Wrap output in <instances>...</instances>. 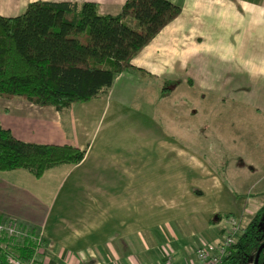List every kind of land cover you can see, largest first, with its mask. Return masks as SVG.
Masks as SVG:
<instances>
[{
  "label": "crops",
  "instance_id": "1",
  "mask_svg": "<svg viewBox=\"0 0 264 264\" xmlns=\"http://www.w3.org/2000/svg\"><path fill=\"white\" fill-rule=\"evenodd\" d=\"M37 1L95 3L100 14L116 16L127 0H0V16H20L29 4ZM168 1L181 7V15L132 60L133 66L146 70L150 76L122 73L107 96L75 104L65 111L0 98V122L19 140L86 150L81 164L53 168L41 179L26 170L0 172V215L18 220L28 231L43 238L39 264H165L168 255L179 264H186L193 259V249L198 246L190 245L192 236L201 244L204 237L214 239L212 242L218 238L215 233L206 231L204 236V232L197 230L189 239H168L165 243V233L156 226L161 219L154 227H147L145 222L130 224L127 216L108 214L112 211L109 209L99 217H92L91 210L87 215L82 211V218L75 215L79 206L129 204L123 197L118 202L120 196L116 195L120 194L114 191L133 188L135 168L128 165L121 144L128 139L137 141L138 124L150 127L153 144L164 149V157L174 163L180 154L192 159L190 180L197 188L210 191L200 200L223 195L222 172L216 164L178 151L170 140H162L161 125H171V121L175 125L177 120L178 104L169 102L172 94L192 95L197 90L196 95L204 99V108L198 105L195 109L206 115L215 106L226 104L232 113L244 111V116L248 114L252 120L253 111L255 115L264 114V0ZM245 119L246 116L243 124ZM226 120L224 116L217 126L236 124ZM129 127L135 128L137 134L130 132ZM252 136L257 139L256 145L264 142V135H259L262 139L242 135L248 147L244 157L264 158V145L250 148ZM158 154L161 155L159 150ZM252 161L248 162L256 164ZM260 183L256 180L252 187ZM213 215L217 214H210L206 221L218 227L210 222Z\"/></svg>",
  "mask_w": 264,
  "mask_h": 264
},
{
  "label": "trees",
  "instance_id": "2",
  "mask_svg": "<svg viewBox=\"0 0 264 264\" xmlns=\"http://www.w3.org/2000/svg\"><path fill=\"white\" fill-rule=\"evenodd\" d=\"M181 13L168 0H127L116 16L100 14L95 3L37 1L20 16H0V98L65 111L107 96L122 73L150 76L132 60ZM85 157L86 150L71 145L21 141L0 122V172L26 170L41 179ZM4 245L25 261L37 254L32 238L12 245L0 234V264H8ZM225 263L264 264V206L242 229Z\"/></svg>",
  "mask_w": 264,
  "mask_h": 264
},
{
  "label": "rangeland",
  "instance_id": "3",
  "mask_svg": "<svg viewBox=\"0 0 264 264\" xmlns=\"http://www.w3.org/2000/svg\"><path fill=\"white\" fill-rule=\"evenodd\" d=\"M196 91L192 95L177 92L169 98L171 104H178L177 120L175 125L172 121L171 125L168 123L161 125V138L162 140H170L169 143L172 145L174 143L178 151L194 154L199 160L208 164H216V168L222 172L220 175L224 182V188L221 190L223 192L222 197L214 194L207 197V200H200L199 198L203 197L204 193L208 196L210 191L197 188L190 180V160L192 159L183 158L188 156L180 154L174 163L173 159L164 157V149H158L157 143L153 144V132H149L150 127L147 126L146 122L145 127L140 124L137 125V128L140 129L137 141L128 139L121 144L122 150L128 156V165L135 168V175H133L135 179L133 178L134 180L131 182L133 188L114 191V193L120 194L116 195L120 196L118 202L123 197V199H128L129 204L114 203L112 207L102 205L95 207L79 206L76 207V216L79 215L82 218L91 210L92 217L94 215L99 217L104 215L105 209H109L112 211L108 214L118 215L116 217L127 216L130 224L133 222L143 224L145 222L147 227H154L161 219L163 221L159 223V226H156L165 233L167 239L165 243H168V239L177 242L181 239H189V235L197 230L204 232V236H206V231L215 233L218 237L215 240L216 243L221 241L224 234L232 231V229L238 230L240 237L242 229L253 220L264 206V158L244 157L248 147L241 136L250 134L257 135L258 139H262L264 114L257 113L255 115L253 111L252 117L255 119L252 120L251 116L247 114L245 115L246 122L243 124L244 111L232 113L229 110V104H226L215 106V109H211L209 115H206L203 111L195 109L198 105L204 108V99H201L200 94L196 95ZM241 110L244 108L241 107ZM234 114L235 116H233ZM224 116L226 121L236 122V124L222 128L217 126L216 123ZM261 118L263 119L261 120ZM257 119H260V122ZM248 120H250L249 123ZM241 122L242 124H238ZM151 128L153 129L152 125ZM154 128L158 130L159 127L155 125ZM129 130L134 135L137 134L135 128L129 127ZM252 138L251 142H248L252 150L259 144L264 145V142H257L256 145L257 139L254 136ZM262 140H264V136ZM158 150L161 155L158 154ZM252 160L256 164L251 163V165L248 162H253ZM256 180L261 181V183L252 187V183ZM121 193L123 194L121 195ZM200 201L203 202L202 205H198ZM175 203L176 205H173ZM201 207L200 211L191 212L192 209ZM153 212L155 213L154 216ZM212 213L217 215H213L210 222L216 221L217 216H221V221L214 224L218 227H212L206 221ZM228 215L232 217L227 219L226 216ZM113 218L115 219V217ZM196 227L197 229H195ZM213 240L204 237V242H212ZM189 243L192 248L195 247L194 244L196 243L198 246L201 245V241L194 236L191 237ZM37 259L38 262L41 261V255H38ZM168 259L166 257L165 262ZM173 260L175 261L174 258Z\"/></svg>",
  "mask_w": 264,
  "mask_h": 264
},
{
  "label": "built area",
  "instance_id": "4",
  "mask_svg": "<svg viewBox=\"0 0 264 264\" xmlns=\"http://www.w3.org/2000/svg\"><path fill=\"white\" fill-rule=\"evenodd\" d=\"M0 234L6 236L12 245L17 241L32 238L38 246L36 256L30 261H25L19 257L12 246L4 245L3 249L7 251L6 260L8 264H39L37 256L42 254L44 248V240L39 234L28 231L19 221L10 218L0 221ZM238 239V230L232 229V231L226 232L222 240L217 243L203 242L194 250L193 259L186 264H225ZM167 258L169 259L165 264H179L173 260L171 255H168Z\"/></svg>",
  "mask_w": 264,
  "mask_h": 264
},
{
  "label": "flooded vegetation",
  "instance_id": "5",
  "mask_svg": "<svg viewBox=\"0 0 264 264\" xmlns=\"http://www.w3.org/2000/svg\"><path fill=\"white\" fill-rule=\"evenodd\" d=\"M226 264V263H225Z\"/></svg>",
  "mask_w": 264,
  "mask_h": 264
}]
</instances>
